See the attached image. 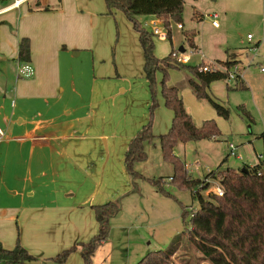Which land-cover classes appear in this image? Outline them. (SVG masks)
I'll list each match as a JSON object with an SVG mask.
<instances>
[{"label": "crops", "instance_id": "crops-1", "mask_svg": "<svg viewBox=\"0 0 264 264\" xmlns=\"http://www.w3.org/2000/svg\"><path fill=\"white\" fill-rule=\"evenodd\" d=\"M84 9L77 1L0 0V124L14 135L0 151L5 162L0 167V223L19 227L18 235L13 228L0 229L7 250L17 241L29 254L49 246L64 249L74 235L76 243H87L98 227L91 207L131 194L124 155L148 122L149 97L143 92V100H137L134 87L117 74L120 66L112 74L105 64L106 40L95 34L105 15L97 12L101 9ZM205 19L213 29L221 28ZM190 31L200 63L236 61L242 66L232 44L208 49L202 41L197 45ZM23 38L29 40L28 64L34 69L29 79L16 74ZM138 62L137 56L135 66ZM219 82L210 84L211 97ZM157 116L155 132L161 129L164 135L170 125L167 121L162 127ZM57 226L65 237H55Z\"/></svg>", "mask_w": 264, "mask_h": 264}, {"label": "rangeland", "instance_id": "rangeland-1", "mask_svg": "<svg viewBox=\"0 0 264 264\" xmlns=\"http://www.w3.org/2000/svg\"><path fill=\"white\" fill-rule=\"evenodd\" d=\"M68 1L71 3L77 1L82 8H85L84 10L101 9L97 12H102L101 14L105 16L98 20L95 34L103 36L106 40L108 57L105 64L110 67L112 74H115L116 65L120 66L117 74L124 83H130L134 87V93H138L136 98L139 102L143 100L141 97L143 92L145 93L144 98L148 94L149 107H151L152 99L155 100L151 133L154 136H160L161 129L155 132V116L159 115L156 120L162 125L168 121V125L171 126L173 115L164 106L161 96L162 72L155 73L153 91L143 75V52L139 34L133 22L123 12L113 11L109 14L104 0H65L66 3ZM183 2L184 29H179L176 23L171 22V40L167 36L161 39L152 35V27L148 22L154 17L138 16L135 18L140 27L151 37L154 56L161 60L166 58L171 50L182 51L185 55H191L190 62L185 66L199 65L197 50L190 49L184 40V33L194 30L197 45L202 41L208 49L227 44H232L233 48H237V57L242 61L239 74L244 76L245 81V89H236L234 80L220 81L214 86L216 95L212 98L230 113L229 119L224 120L217 116L207 101L198 100L194 96L187 84V81L192 78L189 70L172 68L166 71L165 84L180 89L184 108L193 123L200 126L204 121L213 120L220 130V136L215 140L179 143L173 150L175 157L186 166H190L188 174L192 179H199L202 184L200 188L205 184L209 185L208 189L200 192L206 200L213 196L208 192L215 191L212 186H215L216 182L212 183L210 182L212 179L207 178L212 171L238 170L242 168L243 162L248 166L257 164L258 157L262 153V141L259 137L264 134V73L260 72V68H264V45H262L264 0H183ZM226 4L230 5L229 12L226 10ZM243 4H249L250 8L243 9ZM212 13L219 16L217 19L221 27L219 30L213 29L209 20L203 18V15ZM107 15L109 18H106ZM248 36L251 37L250 40ZM258 41H261L259 49L250 51V48ZM137 56L139 62L138 66H135ZM210 65L221 67L216 63ZM87 74L92 77L91 71ZM1 92L3 94V90L0 89ZM7 101L5 113L8 115L11 114L12 108L10 99ZM149 110L150 108H148V118ZM244 112L250 116L251 121L243 114ZM0 130L5 133V140L0 144V151L3 152L6 148L5 142L14 135L7 132L1 124ZM229 144L237 148L236 154L241 156V161L229 155ZM145 152L146 160L136 163L134 170L148 179L161 178L165 182L162 185L163 193L157 192L146 180L137 179L133 184L130 178L129 192L131 194L125 196L124 199H117L120 211L109 220L108 238L97 247L90 264H137L148 253L157 251L166 253L175 251L170 256V261L175 264H210L183 234L191 230L190 210L198 208L197 199L192 197L189 190L180 189L168 183L174 174L173 167L163 160L158 143L145 144ZM3 161L4 159L0 156V167L3 163L5 164ZM196 164L198 165L197 170L195 169ZM124 170L127 173L126 169ZM8 228H13L16 235L19 234L17 223H0L1 230L6 231ZM97 232L98 227L87 241ZM53 233L57 238H63L67 234L63 228L58 226ZM76 239L74 235L72 242L64 249L49 246L34 249L33 252L31 250L30 253L36 259L28 264H84L79 246L83 243L82 241L76 243ZM74 246L75 251L71 252L64 262L56 260L62 251Z\"/></svg>", "mask_w": 264, "mask_h": 264}, {"label": "trees", "instance_id": "trees-1", "mask_svg": "<svg viewBox=\"0 0 264 264\" xmlns=\"http://www.w3.org/2000/svg\"><path fill=\"white\" fill-rule=\"evenodd\" d=\"M109 14L113 11L123 12L133 22L139 34V42L143 52V73L151 90L155 85V73L161 71V96L164 106L172 112V122L168 132L154 136L151 133L153 112L156 106L152 99L148 123L144 125L128 145L124 155V167L134 184L135 180L148 181L157 192L163 193L160 179H148L134 170V165L146 160L145 144L158 143L164 161L173 167V176L168 183L180 189L189 190L192 197L197 199L198 208L190 210L191 230L183 233L210 264H264V134L262 141V158L253 167L243 165L238 170L226 169L212 171L207 177L223 189V196H211L204 199L201 191L209 185H202L199 179H192L186 171V165L173 155L174 147L181 143L215 140L220 136V130L213 120L204 121L196 126L186 112L180 89L165 84L168 69H187L192 75L187 84L198 100L207 101L217 116L229 119V110L216 102L209 94L210 84L226 81L228 72L238 65L236 61L218 62L223 70L202 72L199 70L203 63L195 67L177 64L172 58L171 50L164 59L154 56V46L151 37L135 21L138 16H151L163 21L167 29V38L171 40V26L174 22L182 27L183 0H104ZM183 30V27L181 28ZM184 40L190 49L194 48V33H184ZM30 59L29 40L23 38L18 45V62L28 63ZM237 89H245L242 80L235 82ZM241 109V107H239ZM242 111V110H241ZM249 121L250 116L243 113ZM202 189V190H200ZM209 194L213 192L209 191ZM167 196H169L167 194ZM95 220L98 224L97 234L87 243L79 244L84 264H90L97 247L103 244L109 234V220L120 211L119 202H109L100 206H92ZM187 214V212H185ZM76 247L64 250L56 257L58 262H64ZM175 252V251H174ZM174 252L163 251L148 253L137 264H175L170 261ZM36 258L30 255L17 241L12 250L4 249L0 243V264H26Z\"/></svg>", "mask_w": 264, "mask_h": 264}, {"label": "built area", "instance_id": "built-area-1", "mask_svg": "<svg viewBox=\"0 0 264 264\" xmlns=\"http://www.w3.org/2000/svg\"><path fill=\"white\" fill-rule=\"evenodd\" d=\"M205 18H210L212 20V26L217 28L218 27V23H217V19H218V15L217 14H209V15H205ZM148 24L152 27V35L153 36H157L161 39H164L167 36V29L164 26V23L162 20L157 19V18H153L151 19ZM178 28L181 29L182 27L180 25H178ZM248 40L251 39L250 36L247 37ZM257 47L256 45H254L253 47L250 48V51H256ZM172 58L175 60V62L177 64H181V65H187L190 62V58L191 55H185V54H180L177 51H174L172 53ZM210 64L212 63H203V66L199 68L200 71L202 72H210V71H216V70H223L222 67H212ZM260 72L264 73V68H260ZM16 74L18 77L24 78V79H29L32 78L34 75V69L28 64V63H17L16 64ZM241 74H239V67L238 66H234L227 74V80H234L235 82L237 80H241ZM5 138V133L3 131L0 130V142H2ZM228 149H229V155L239 161L242 160L240 155H237V148L232 145L229 144L228 145ZM262 157L259 156L258 160H260ZM197 164L195 169L197 170ZM190 166H186V171L188 172ZM212 183H215L214 181H210ZM213 188H215V191L213 192L212 195L214 196H223L224 191L223 189H221L219 187V185L216 183L215 186H212Z\"/></svg>", "mask_w": 264, "mask_h": 264}, {"label": "water", "instance_id": "water-1", "mask_svg": "<svg viewBox=\"0 0 264 264\" xmlns=\"http://www.w3.org/2000/svg\"><path fill=\"white\" fill-rule=\"evenodd\" d=\"M182 52V51H181Z\"/></svg>", "mask_w": 264, "mask_h": 264}]
</instances>
